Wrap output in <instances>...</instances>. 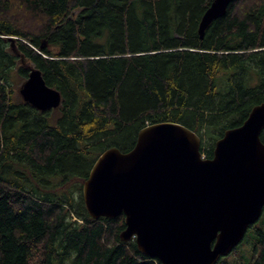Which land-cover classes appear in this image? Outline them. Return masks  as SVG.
<instances>
[{"label": "trees", "instance_id": "obj_1", "mask_svg": "<svg viewBox=\"0 0 264 264\" xmlns=\"http://www.w3.org/2000/svg\"><path fill=\"white\" fill-rule=\"evenodd\" d=\"M211 1L0 0V264H160L120 241L123 215L88 216L82 185L102 152L130 151L153 124L193 131L211 158L264 102V0L230 3L200 37ZM18 58L57 108L14 98L11 73H29ZM230 256L217 264H264L262 219Z\"/></svg>", "mask_w": 264, "mask_h": 264}, {"label": "water", "instance_id": "obj_2", "mask_svg": "<svg viewBox=\"0 0 264 264\" xmlns=\"http://www.w3.org/2000/svg\"><path fill=\"white\" fill-rule=\"evenodd\" d=\"M236 0H212L198 33ZM19 94L38 111L59 106L60 94L38 69L29 70ZM264 102L238 127L200 152V137L176 123L147 126L128 152L109 148L82 185L88 216L123 215L122 242L134 240L140 254L160 264H217L244 239L264 209Z\"/></svg>", "mask_w": 264, "mask_h": 264}, {"label": "rangeland", "instance_id": "obj_3", "mask_svg": "<svg viewBox=\"0 0 264 264\" xmlns=\"http://www.w3.org/2000/svg\"><path fill=\"white\" fill-rule=\"evenodd\" d=\"M11 41H13L11 39ZM18 66H21V67H27L29 70L34 68V66L32 64H27L23 59L21 58H18ZM17 69V68H16ZM11 87H12V91H13V96L15 99H19V100H22L20 94H19V90L22 86V84L24 83L25 79H22L20 78L19 75H17V70H14L12 73H11ZM23 101V100H22ZM208 139H204V141L202 140V144L205 145V146H210V144L207 142ZM214 144V143H213ZM204 157V156H203ZM259 219H262V222H264V211L262 212V215ZM259 221V220H258ZM257 221V222H258ZM256 222V223H257ZM263 225V224H262ZM247 233V232H246ZM249 249H248V246L247 245H244V247H242L241 251L239 253H243L244 255H247ZM234 257L230 256V254L226 257V259L228 261H231Z\"/></svg>", "mask_w": 264, "mask_h": 264}]
</instances>
